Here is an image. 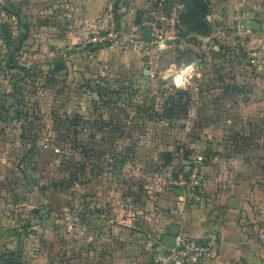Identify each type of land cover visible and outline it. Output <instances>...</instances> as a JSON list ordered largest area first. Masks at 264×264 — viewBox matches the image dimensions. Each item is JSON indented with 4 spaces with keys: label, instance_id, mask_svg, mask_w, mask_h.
<instances>
[{
    "label": "crops",
    "instance_id": "1",
    "mask_svg": "<svg viewBox=\"0 0 264 264\" xmlns=\"http://www.w3.org/2000/svg\"><path fill=\"white\" fill-rule=\"evenodd\" d=\"M211 1L207 16L210 32L187 36L181 26L176 25L174 16L170 19L169 8L163 0H0V115L12 113L16 104L8 76L1 70L5 64L1 56L7 47L1 34L9 28L13 32L25 33L29 49L33 50L30 63L35 70V81H41L42 65H56L47 73L51 75L46 87L49 86L51 91L45 88L38 96L40 121L51 130L56 120L61 123L69 112L74 111L83 121L97 116L103 109L94 107V101L99 102L107 90L115 91L121 82L132 83L131 77L136 73L150 79L157 70L161 71V78H157L161 86L171 81L174 97L180 102H190L189 116L177 118L173 124L179 129V136L169 141L172 144L167 149H155V158L164 168L174 167L176 171L190 164H200L206 172V181L192 197L167 187L160 188L152 196L146 188L141 192L140 199L146 204L141 211L145 218L142 219L143 225L151 233L147 240L138 242L141 258L136 264H149L160 246V252H164L161 239L171 234L176 226L180 227V235L216 238L215 248L205 264H264V72L257 68L264 65V0ZM111 2L117 5L126 45L118 50L101 48L91 57L77 53V47L88 35L107 24ZM147 13L167 25V36L155 50L152 67L147 63L150 52L143 51L141 40H145L146 29L141 26V21ZM5 15L15 17L16 21L5 25ZM252 21L259 23L261 29L252 30L249 27ZM239 31L245 36V47L238 41ZM233 48L251 54L255 63L256 75L251 78L250 92H246L252 99L247 103L241 101L244 78L236 72L227 73L226 65L236 64L227 61L229 57L223 53ZM169 50L186 55L189 58L187 64L195 66L197 76L190 80L188 89L177 88L172 82L174 73L166 74L173 65L179 66V59L165 71L163 69L164 64L159 58ZM123 61L136 71L125 70L112 76L113 66ZM240 66L244 68L246 65L241 63ZM62 67L64 69L60 70ZM167 75L169 79H166ZM85 78L88 82L73 90L77 96L76 109L68 110L64 83L70 79L81 82ZM57 84L62 86L57 89ZM82 90L91 92L88 106L82 102L85 97ZM166 91L152 92L160 103L155 107L156 115L165 103ZM205 112L239 113L245 120L243 123L250 126L249 137L234 145L226 133L233 129V125L238 129V125L227 119L219 122L201 119L199 113ZM12 120L0 119V191L4 174H10L14 166L8 131ZM2 209L0 199V241L9 234L4 230L7 218ZM123 219L124 216H118L110 220L117 224L113 234L100 235V238L104 236L107 249L104 252L107 256L102 257L100 264H130L126 257L132 253V238L126 232L128 228L118 230L121 222L126 225ZM120 257L124 259L120 260Z\"/></svg>",
    "mask_w": 264,
    "mask_h": 264
},
{
    "label": "rangeland",
    "instance_id": "2",
    "mask_svg": "<svg viewBox=\"0 0 264 264\" xmlns=\"http://www.w3.org/2000/svg\"><path fill=\"white\" fill-rule=\"evenodd\" d=\"M163 2L166 8H169L170 19L174 16L176 25L181 26L186 32L185 35L205 34L210 29L207 19L209 12L206 17L200 16L205 22L200 24L190 16L192 10L188 9L187 4H193L196 8L193 11L199 14L205 11L204 8L210 11L211 0H199L201 5L197 4L196 0ZM113 8L120 25L117 5L114 4ZM13 21L15 22L16 18L11 15H5L3 18V23L7 26ZM147 21L162 23L165 26L164 39L166 38L167 25L162 19L147 13L141 21V26L146 27ZM107 24L98 31H104ZM120 33L125 42L123 45L83 47L84 41L92 36L90 34L79 44L76 51L91 57L101 48L118 50L126 45L121 29ZM1 35L4 36L7 46L1 56L5 61L1 70L8 76L16 104L12 113L0 115L1 120L13 119L8 131L12 140L9 146L13 149L15 157L12 172L4 174V184L0 191L2 214L7 218L4 230L9 232L0 241V264H100L102 257L107 256L104 253L107 251L106 240H103L104 236L100 238V235L113 234L114 225L117 224L110 220L118 216H124L126 223L124 225L121 222L120 228L116 226L118 230L123 231L121 227L128 228L126 232L130 237L131 231H134L132 240L145 235L143 231H148L145 239L142 238L139 243L147 240L151 232L143 225L142 219L145 218L142 217L141 211L146 204L140 199L141 192L149 187L152 196L160 188H168V174L176 169L160 165L155 158V149H167L172 144L169 141L179 136V129L173 124L177 118L189 116L187 111L190 102H180L176 97L166 98L165 103L159 107L158 114L152 115L147 124L137 123L136 119L143 116L142 102L146 98L154 97L152 92L160 89L172 92L175 90L171 81H166L164 86H161L158 79L162 73L159 70L153 73L150 79L136 73L131 77L132 83L121 82L115 91L104 87L107 93L99 102L96 99L93 104L94 107L100 106L103 109L100 113L97 112V116L83 121L74 111L69 112L61 123L56 120L51 130V127H44L40 121L41 105L38 96L45 88L51 91L49 86L46 87L51 75L47 73L56 65H42L43 72L39 76L41 81H35V70L30 63L33 50L29 49L25 33L13 32L9 28ZM141 40L143 51L150 52V59L146 60L152 67L155 50L163 41L157 45L152 41ZM223 54L229 57L227 61L232 60L236 64L226 65L227 73L236 72L240 78H244V96L241 101L247 103L252 99L247 94L253 84L251 78L256 75L252 55L248 52L241 53V50L234 48ZM159 59L164 64V71L171 67V63L178 62V59L179 65L189 60L186 55H178L171 50L164 52ZM241 63L246 66L242 68ZM126 64L127 62L123 61L122 64L113 66L112 76H117L116 74L125 70L136 71ZM257 68L264 72V65ZM63 69L64 67L60 70ZM56 78L60 81L59 75ZM167 78H170L169 75ZM71 80L64 83V92L67 94L64 100L68 101V110L76 109L77 96L74 95V88H80L81 83L88 82L87 78L80 80L81 82L77 79H74V82ZM57 85V89L62 86ZM89 90H82L85 93L82 100L84 106H88L90 100ZM199 116L201 119L218 122L227 119L238 125V129L233 125V129H228L229 132L226 133L231 141H234V145L237 141L249 137L250 126L243 123L245 120L241 119L239 113L205 112L199 113ZM16 119L19 121L16 122ZM23 157L26 159L22 160ZM145 172L147 173L144 176ZM97 235L99 238H95ZM139 243L131 245L132 253L126 257L130 264L140 261ZM123 259L124 257H120V260ZM151 261L150 258L149 264Z\"/></svg>",
    "mask_w": 264,
    "mask_h": 264
},
{
    "label": "built area",
    "instance_id": "3",
    "mask_svg": "<svg viewBox=\"0 0 264 264\" xmlns=\"http://www.w3.org/2000/svg\"><path fill=\"white\" fill-rule=\"evenodd\" d=\"M114 3L109 6V20L107 27L102 32H95L83 43V47L97 45H123L125 42L121 37L120 25L115 18ZM146 27L152 29V43L160 45L165 37V26L158 21L145 22ZM239 43L245 47V36L242 31L237 33ZM181 65H188L182 62ZM197 76L193 72L188 80V84L183 89H188L190 80ZM206 181V172L200 164H190L177 171H170L168 174V188L170 190H183L188 197L195 196ZM216 245L215 237L197 238L186 234H179L174 248L163 246L164 252H160L161 246L153 254L151 264H205L208 256L213 252Z\"/></svg>",
    "mask_w": 264,
    "mask_h": 264
},
{
    "label": "trees",
    "instance_id": "4",
    "mask_svg": "<svg viewBox=\"0 0 264 264\" xmlns=\"http://www.w3.org/2000/svg\"><path fill=\"white\" fill-rule=\"evenodd\" d=\"M196 3L201 5V3H199V0H196ZM187 7H188L189 10H192V11H190V12H191V15H190V16H192V19H193V20H198V22H199L200 24H205V22L202 21V19L200 18V16L202 15V18H203V17H206L207 14H208V12H209L208 9L204 8L205 11H203V13H199V14H198V13H196V12L193 11L194 9H196V8L194 7L193 4H187ZM204 7H205V6H204ZM209 32H210V29H208L207 33H205V34H208ZM181 93H182V92H181ZM166 95H167V98H169V97H174L173 92L170 91V90H167V91H166ZM158 104H160V103H159V101L157 100V98L149 97V98L144 99L143 102H142V108H143V112H142V115H143V116H141L142 119H141V118H140V119H136V122H137V123H138V122H139V123L142 122L143 124H144V123L147 124L148 121H150V118L152 117V115H156V114H155V113H156V111H155V107H156V105H158ZM155 123H156V122H155ZM179 132H180V131L178 130L177 133H179ZM146 190H147L148 192H150V188H149V187H146ZM197 193H198V192H197ZM133 202H136V201H133ZM132 232H134V231H131V236L134 237V236L132 235ZM142 233L145 234V235H147L148 231H147V233H146V231H143ZM145 235H141V236H139V238H137L136 240H132V243L142 241L141 239H142V238L145 239ZM132 237H131V238H132ZM132 239H134V238H132Z\"/></svg>",
    "mask_w": 264,
    "mask_h": 264
},
{
    "label": "water",
    "instance_id": "5",
    "mask_svg": "<svg viewBox=\"0 0 264 264\" xmlns=\"http://www.w3.org/2000/svg\"><path fill=\"white\" fill-rule=\"evenodd\" d=\"M249 27L252 30H260L261 29L260 24L255 22V21L250 22ZM144 38L147 42H151V40H152V29L146 28L144 30ZM175 191L179 194L184 195L183 190L176 189ZM179 231H180V227L176 226L171 234H167V235L162 237L161 244L167 248H174L177 237L179 235Z\"/></svg>",
    "mask_w": 264,
    "mask_h": 264
},
{
    "label": "clouds",
    "instance_id": "6",
    "mask_svg": "<svg viewBox=\"0 0 264 264\" xmlns=\"http://www.w3.org/2000/svg\"><path fill=\"white\" fill-rule=\"evenodd\" d=\"M195 66L194 65H181L176 66L173 65L171 68L167 70V73L173 74L172 82L175 84L177 88L185 87L189 80V76L194 72Z\"/></svg>",
    "mask_w": 264,
    "mask_h": 264
}]
</instances>
